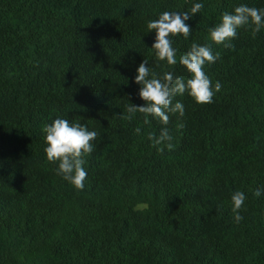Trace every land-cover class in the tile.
Instances as JSON below:
<instances>
[{"label": "trees", "instance_id": "obj_1", "mask_svg": "<svg viewBox=\"0 0 264 264\" xmlns=\"http://www.w3.org/2000/svg\"><path fill=\"white\" fill-rule=\"evenodd\" d=\"M0 264H264V0H0Z\"/></svg>", "mask_w": 264, "mask_h": 264}]
</instances>
